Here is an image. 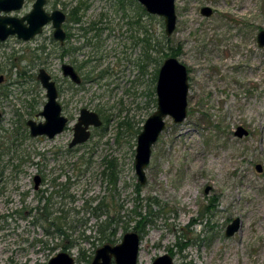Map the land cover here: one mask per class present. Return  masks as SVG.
I'll return each mask as SVG.
<instances>
[{
    "label": "rangeland",
    "instance_id": "rangeland-1",
    "mask_svg": "<svg viewBox=\"0 0 264 264\" xmlns=\"http://www.w3.org/2000/svg\"><path fill=\"white\" fill-rule=\"evenodd\" d=\"M78 2L81 20L64 26L69 42H85L84 26L90 42L96 35L100 42L79 73L106 68L105 78L77 91L69 87L61 64L86 60L93 47L61 57L50 23L29 40L11 35L0 41V264H45L61 251L75 264H90L98 247L119 243L135 230L138 213L148 211L152 221L141 227L138 264L164 253L174 264H264V46L256 42L264 29V0H174L177 20L170 36L162 17H142L161 50L185 64L189 83L186 118H165L144 184L134 170V131L156 103H148L146 94L150 73L139 74L135 65L142 45L134 43L130 18L116 9V0H47L45 9L68 13ZM32 3L25 0L8 14L23 16ZM204 5L211 15L200 13ZM94 22L97 28L89 30ZM41 67L62 90L59 101L69 119L51 139L30 136L26 125L27 119L43 120L38 112L45 89L36 79ZM82 107L99 108L109 120L92 129L87 142L68 148ZM121 117L132 131L124 126L117 135ZM238 126L247 134L236 136ZM35 174L42 178L38 190ZM114 217L120 219L109 225ZM235 218L239 229L227 237Z\"/></svg>",
    "mask_w": 264,
    "mask_h": 264
},
{
    "label": "water",
    "instance_id": "water-1",
    "mask_svg": "<svg viewBox=\"0 0 264 264\" xmlns=\"http://www.w3.org/2000/svg\"><path fill=\"white\" fill-rule=\"evenodd\" d=\"M144 10L151 15L163 18L164 32L170 36L175 29L177 16L175 13L174 0H136ZM45 0H34L29 12L17 17L9 15L11 11L22 7L24 0H0V41L11 35H16L22 40H29L42 32V28L51 22L53 37L59 42H63L65 32L62 24L65 14L58 9L46 12L43 8ZM200 13L209 16L212 9L209 6H202ZM256 42L259 47L264 46V29H260L256 35ZM62 74L69 77L74 83L80 82V77L69 64H62ZM37 79L45 89L46 102L43 105L40 115L44 117L43 122L27 121L32 136L45 135L53 138L61 133L67 123V118L61 115V106L57 101V87L54 80L44 68H39ZM1 80V76H0ZM189 89L188 71L185 64L175 56L164 58L159 66L156 84V108L145 119L141 131L136 137L134 153V170L139 184L146 181L145 167L147 166L152 145L157 141L165 126V118L170 116L174 123L182 122L187 115V94ZM102 124L97 112L86 107L80 109L77 122L73 126V137L68 143L69 147L85 142L89 136V126L99 127ZM247 134V130L238 126L235 135L242 137ZM258 171L261 170L259 164L256 165ZM40 184V177H34V187ZM208 189V188H206ZM240 225L239 218H235L225 229V236L233 235ZM140 246V236L136 230L126 231L119 243L111 245L105 243L95 250L90 264H138V252ZM47 264H75L74 258L67 252L61 251L51 257ZM151 264H174L172 257L164 253L155 257Z\"/></svg>",
    "mask_w": 264,
    "mask_h": 264
},
{
    "label": "trees",
    "instance_id": "trees-1",
    "mask_svg": "<svg viewBox=\"0 0 264 264\" xmlns=\"http://www.w3.org/2000/svg\"><path fill=\"white\" fill-rule=\"evenodd\" d=\"M116 9L118 11H121L122 14L125 17L130 18V23H131V29L133 30V33H131L134 43L135 44H141L142 45V50L140 55L136 58L135 61V65L138 68V72L139 74H146V73H150V78H149V85L147 86L146 89V94L149 97V102L148 103H156V98H155V92H154V86H152L154 84V82L156 81V75H157V71H158V67L160 65V60L161 58H165L167 56H176V53L174 52H164L161 50V46H160V41L156 40V38L153 37V35L151 34V32H149L148 28H146L145 25L141 24V19L142 17H144L145 15H147L148 17H153L152 15L148 14L144 8L136 1V0H116ZM82 9V5L81 3L78 2L77 6L74 7V9H72L71 13L68 16L67 21H74L75 23H78L81 20L80 17V10ZM128 10L131 11V13L129 14L130 16H128ZM82 15V14H81ZM89 30H92L94 28H97V24L94 22L93 24L90 23V26L88 27ZM81 30L84 31V33L87 32V28L84 26L83 28H80ZM134 32H137L139 36L135 35ZM97 36V35H96ZM60 55L63 56L64 54H66L67 50L63 47L60 46ZM78 50L77 47H73L72 51H76ZM90 63V60H87L86 66ZM85 66V64L83 62H80L79 64L76 65V69L79 71L81 70V67L83 68ZM152 67L153 70L149 71V68ZM109 70H107L106 68L103 70H99V73L96 75H93V71H88L85 74L82 75L81 77V82L79 84H74L69 82V87L71 88H75V90H79V88H81L82 85L85 84V82H92L94 81V79H101V78H105L107 75V72ZM149 71V72H148ZM61 89L59 90V92L61 93ZM96 112L102 117L103 119V124H107L108 122V117L106 115H104L101 111V109L97 108ZM105 124V125H106ZM125 126L126 129H130V131H132V127H131V123L129 122L128 118L125 117H121L118 121L117 124V135L122 133V129ZM142 126H140L139 128H137L134 133L138 134L139 131L141 130ZM133 133V132H132ZM109 180H111L113 183L115 181V177H116V171H115V165L114 163L110 160L109 161ZM137 214V213H136ZM150 211H148V213L146 215H141L140 213H138L139 219L136 221V226H135V230L141 234V227L147 225L148 223H151V218H150ZM117 219L120 218H109V220L107 221V223L110 222L113 223V221H117ZM105 224L107 227L108 224ZM108 225V226H109ZM99 230L101 231L102 228L100 227ZM184 245L187 244L183 243ZM181 245V244H178ZM181 249V247H179Z\"/></svg>",
    "mask_w": 264,
    "mask_h": 264
},
{
    "label": "flooded vegetation",
    "instance_id": "flooded-vegetation-1",
    "mask_svg": "<svg viewBox=\"0 0 264 264\" xmlns=\"http://www.w3.org/2000/svg\"><path fill=\"white\" fill-rule=\"evenodd\" d=\"M33 2H34V0H33ZM24 3H25V0H24ZM24 3H23V5H24ZM46 3H47V0H45V2H44V4H43V8H44V10L46 11V12H51V11H53V10H55V9H58V8H54V9H52L51 11H47L46 9H45V5H46ZM33 4V3H32ZM22 5V6H23ZM204 6H207V5H204ZM210 7V6H209ZM201 8V7H200ZM211 8V7H210ZM74 9V8H73ZM212 9V8H211ZM58 10H61V9H58ZM64 14H65V20H64V23L62 24V29L64 30V32H65V37H64V39H63V42H59V41H57V40H55L54 39V37H53V30H52V41H53V43H54V45L57 47L56 48V50L58 51V53H59V55H60V46H63L66 50H67V52H66V54H64L63 56H61V57H64V56H72V55H74V54H76L79 50H81L83 47H86L87 45H90V46H92L93 48H90L92 51H94V53L93 54H91L90 56H87L85 59L86 60H83V61H81V62H83L84 64H85V66L84 67H86V63H87V60H90V62L91 61H93L92 59L94 58V57H96L94 54L97 52V48H99L100 47V42H97V36H95V39H96V41H94V42H90V39L87 37V33H84V31L82 30V33H81V35L83 36V37H85V42H82V44H80V45H72V43L71 42H69V38H70V34H69V32L67 31V30H65L64 28V26H65V24H66V22H69V21H67V19H68V16H69V14L71 13V11H72V9L68 12V13H65L63 10H61ZM199 11H200V9H199ZM212 12H213V10H212ZM176 13V12H175ZM212 14V13H211ZM210 14V15H211ZM10 15V14H9ZM13 16V15H12ZM51 24V22H48L47 24ZM47 24H45V25H47ZM44 25V26H45ZM44 26H43V28H44ZM51 27H52V24H51ZM43 28H42V30H43ZM258 33V32H257ZM39 35V34H38ZM257 35V34H256ZM73 47H77L78 48V50H76L75 52L74 51H72L73 50ZM43 51L45 50L44 48L42 49ZM91 51V52H92ZM80 62L76 59V57H74V58H72V60H71V63H63V64H69V65H71L73 68H74V70L76 71V73L78 74V76L80 77V82H81V77H82V75L83 74H80L79 72H82L83 71V68L81 67V70H77L76 69V65L77 64H79ZM161 64V63H160ZM61 66H62V64H61ZM160 66V65H159ZM42 68V67H41ZM61 68V67H60ZM158 69H159V67H158ZM37 72H38V70H37ZM61 73H62V70H61ZM157 73H158V71H157ZM50 75V74H49ZM1 76V80H0V83L2 82V80L4 79L3 78V76L2 75H0ZM36 76H37V73H36ZM62 76H63V74H62ZM50 77H51V75H50ZM63 77H65V76H63ZM65 78H67L68 80H69V82H71V83H74V82H72L71 80H70V78L69 77H65ZM156 78H157V75H156ZM36 79H37V77H36ZM51 79L53 80V78L51 77ZM38 80V79H37ZM39 82V81H38ZM79 82V83H80ZM56 83V82H55ZM79 83H77V84H79ZM74 84H76V83H74ZM155 84H156V81H155ZM56 87H57V85H56ZM57 92H58V96H57V101L59 102V104H60V106H61V115H63V116H65L66 118H67V123H66V125H65V127H64V129H63V131L65 130V128L68 126V123H69V119H68V117L66 116V115H64L63 114V111H62V104H61V102L59 101V95L61 94L60 92H59V89H58V87H57ZM154 92H155V87H154ZM5 92H2V94H4ZM1 95V94H0ZM46 97V96H45ZM155 98H156V95H155ZM46 102V101H45ZM44 105V104H43ZM83 108V107H82ZM87 108V107H86ZM156 108V107H155ZM42 109H43V106H42ZM81 109V108H80ZM80 109H79V112H80ZM89 109V108H88ZM91 110V109H90ZM40 111H42V110H40ZM40 111L38 112L39 113V115H40ZM96 112V111H95ZM99 115V114H98ZM42 116V115H41ZM78 116H79V113H78ZM78 116H77V118H78ZM43 117V116H42ZM99 117H100V119L102 120V124L99 126L100 128L104 125L103 124V119H102V117L99 115ZM77 118H76V121L73 123V125H72V127H71V129H72V137H73V126H74V124L77 122ZM29 120H32V121H34V122H36V123H38V122H43L44 121V117H43V120L42 121H35V120H33V119H27L26 120V125H27V121H29ZM173 121V120H172ZM144 123V122H143ZM143 125V124H142ZM28 126V125H27ZM99 127H93V126H89V128H88V130L90 131V136H89V138L85 141V142H87L89 139H90V137H91V134H92V129H94V128H99ZM165 127V126H164ZM28 128H29V126H28ZM142 129V128H141ZM164 129V128H163ZM141 131V130H140ZM139 131V132H140ZM29 134H30V128H29ZM58 135V134H57ZM138 135V134H137ZM30 136H32L31 134H30ZM37 136H42V135H37ZM43 136H45V135H43ZM56 136V135H55ZM54 136V137H55ZM32 137H36V136H32ZM47 137V136H46ZM72 137H71V139H72ZM137 137V136H136ZM48 138V137H47ZM71 139H70V141H71ZM69 141V142H70ZM68 142V143H69ZM85 142H83V143H85ZM83 143H80V144H77V145H81V144H83ZM77 145H75V146H77ZM67 146H68V144H67ZM75 146H73V147H75ZM136 146V145H135ZM73 147H69L68 146V148H73ZM152 149V148H151ZM151 155V154H150ZM36 175H38V174H35L34 176H33V187H34V177L36 176ZM39 177H40V184L38 185V187L37 188H35L34 187V189L35 190H38L39 189V187H40V185H41V181H42V178H41V176L40 175H38ZM138 233V232H137ZM139 234V233H138ZM139 236H140V242H141V234H139ZM48 262V261H47ZM47 262L45 263V264H47Z\"/></svg>",
    "mask_w": 264,
    "mask_h": 264
}]
</instances>
